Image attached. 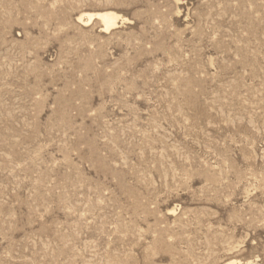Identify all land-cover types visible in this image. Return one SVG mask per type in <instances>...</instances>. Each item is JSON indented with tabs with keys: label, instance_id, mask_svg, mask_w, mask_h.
Segmentation results:
<instances>
[{
	"label": "rangeland",
	"instance_id": "1",
	"mask_svg": "<svg viewBox=\"0 0 264 264\" xmlns=\"http://www.w3.org/2000/svg\"><path fill=\"white\" fill-rule=\"evenodd\" d=\"M229 262L264 264V0H0V264Z\"/></svg>",
	"mask_w": 264,
	"mask_h": 264
},
{
	"label": "bare ground",
	"instance_id": "2",
	"mask_svg": "<svg viewBox=\"0 0 264 264\" xmlns=\"http://www.w3.org/2000/svg\"><path fill=\"white\" fill-rule=\"evenodd\" d=\"M83 18V17H82ZM81 18V19H82ZM88 20H97L101 23L103 31H110L116 28L118 15L111 11H103L95 14H88ZM227 264H236L235 262H229Z\"/></svg>",
	"mask_w": 264,
	"mask_h": 264
}]
</instances>
